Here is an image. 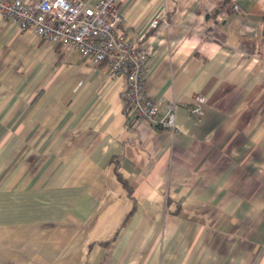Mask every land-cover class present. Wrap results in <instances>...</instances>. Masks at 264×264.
Instances as JSON below:
<instances>
[{
	"label": "crops",
	"instance_id": "0c3cea01",
	"mask_svg": "<svg viewBox=\"0 0 264 264\" xmlns=\"http://www.w3.org/2000/svg\"><path fill=\"white\" fill-rule=\"evenodd\" d=\"M117 6L177 131L134 119L123 75L0 18V264H264V0Z\"/></svg>",
	"mask_w": 264,
	"mask_h": 264
},
{
	"label": "built area",
	"instance_id": "2783aa9c",
	"mask_svg": "<svg viewBox=\"0 0 264 264\" xmlns=\"http://www.w3.org/2000/svg\"><path fill=\"white\" fill-rule=\"evenodd\" d=\"M0 18L49 43L76 49L83 61L103 63L109 75H123L127 83L124 97L134 119L165 128L171 134L177 131V103L163 106L144 87L146 55L119 29L123 17L117 0H39L35 5L23 0H0ZM168 25L164 13L149 23L151 29L167 30ZM195 100L191 112L199 114L206 98L197 94ZM162 107L163 115L159 116Z\"/></svg>",
	"mask_w": 264,
	"mask_h": 264
}]
</instances>
